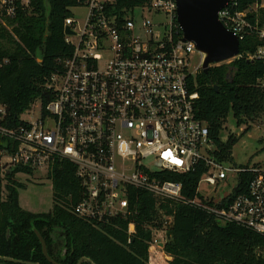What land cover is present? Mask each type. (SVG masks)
I'll list each match as a JSON object with an SVG mask.
<instances>
[{
    "label": "built area",
    "instance_id": "2783aa9c",
    "mask_svg": "<svg viewBox=\"0 0 264 264\" xmlns=\"http://www.w3.org/2000/svg\"><path fill=\"white\" fill-rule=\"evenodd\" d=\"M130 1L137 0H85L82 26L71 17L65 20L72 53L59 59L60 69L48 84L53 96L45 104L34 101L12 125L0 102L2 189L17 168L50 172L69 163L82 189L73 214L97 225L128 221L129 238L139 216L138 195L146 194L154 201L148 253L157 260L165 257L162 261H168L164 249L174 204L264 239V163L237 167L222 160L208 128L197 119L198 97L190 93L188 80L201 71L205 55L182 40L175 1L120 6ZM238 7L239 0H228L218 21L239 42L255 33L260 45L246 59L264 65V27H253L248 18L264 9V1L242 12ZM15 14V0H0L1 25ZM258 86L264 91V76ZM25 114L37 118L27 123L20 120ZM196 174L189 198L175 178ZM241 176H247L244 182ZM218 186L233 189L216 200Z\"/></svg>",
    "mask_w": 264,
    "mask_h": 264
},
{
    "label": "trees",
    "instance_id": "16d2710c",
    "mask_svg": "<svg viewBox=\"0 0 264 264\" xmlns=\"http://www.w3.org/2000/svg\"><path fill=\"white\" fill-rule=\"evenodd\" d=\"M84 1L28 0L24 6L23 0H15V17L5 19V26L0 24V102L12 125L16 124L15 117L34 101L41 99L45 104L52 98L48 89L50 78L60 69L59 59L72 53L65 42L64 23L71 17L70 10L82 7ZM262 1L239 0L238 11ZM138 4L143 2L130 1L120 6ZM248 18L253 27H264V9H257ZM9 27L11 31L7 30ZM259 45L251 32L240 41L236 59L211 67L206 75L198 72L188 80L190 93L198 97L197 119L208 128L224 161H231V149L238 140L231 136L225 142L220 140L229 113L237 126L247 127L246 131L264 116V91L258 86L264 65L246 59ZM18 173L31 171L17 168L4 189L0 184V257L50 264L42 255L34 234L37 231L55 264H77L81 258L93 264H264L263 238L233 224L222 225L205 212L182 204L173 205V225L164 249L168 261L160 262L148 253L151 237L147 226L154 220V201L150 196L139 193V216L134 219L135 234L129 238L128 221L118 219L112 225H97L73 214L82 189L71 164L59 163L49 172L53 205L47 214L29 213L19 206L17 189L23 185L12 179ZM198 178L196 174L175 179L183 184L184 195L192 198ZM246 178L241 176L243 182Z\"/></svg>",
    "mask_w": 264,
    "mask_h": 264
},
{
    "label": "rangeland",
    "instance_id": "374dc122",
    "mask_svg": "<svg viewBox=\"0 0 264 264\" xmlns=\"http://www.w3.org/2000/svg\"><path fill=\"white\" fill-rule=\"evenodd\" d=\"M70 12L71 18L76 22V26L80 28L84 22L86 10L83 7H78L71 9ZM11 29L12 27H9L7 30L11 31ZM189 66L193 69L195 63L190 62ZM36 118L37 115L35 114H25L21 116L20 120L29 123ZM246 128L245 125L237 126L232 114L229 113L224 129L220 134V140L225 142L228 136L238 139L231 149L230 165L232 166H257L264 163V116L251 123L248 131H246ZM14 180L23 185L22 189H17L18 203L22 210L33 214H47L51 211L53 205L52 182L47 170H35L31 174H16ZM232 189L233 186L229 188L218 186L215 188L216 200L227 197ZM206 191L207 193H213V189ZM3 196H5V192ZM160 259L159 261L162 262L165 257Z\"/></svg>",
    "mask_w": 264,
    "mask_h": 264
},
{
    "label": "water",
    "instance_id": "95a60500",
    "mask_svg": "<svg viewBox=\"0 0 264 264\" xmlns=\"http://www.w3.org/2000/svg\"><path fill=\"white\" fill-rule=\"evenodd\" d=\"M176 4V21L182 33L184 42H191L195 49L204 54L205 58L201 73L206 75L212 66L227 63L239 55V40L228 32L218 21V13L226 6L228 0H174ZM65 35H71L68 27ZM214 90L216 88L214 87ZM34 234L41 246L43 257L55 264L48 256L46 244L40 234ZM0 262L12 264H34L0 257ZM93 264L87 258H81L77 264Z\"/></svg>",
    "mask_w": 264,
    "mask_h": 264
}]
</instances>
